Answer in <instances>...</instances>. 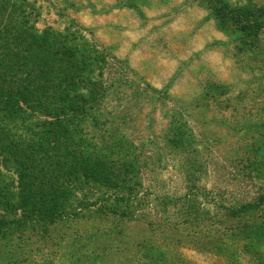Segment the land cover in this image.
Listing matches in <instances>:
<instances>
[{"label": "rangeland", "instance_id": "374dc122", "mask_svg": "<svg viewBox=\"0 0 264 264\" xmlns=\"http://www.w3.org/2000/svg\"><path fill=\"white\" fill-rule=\"evenodd\" d=\"M23 1L73 39L79 93L104 106L80 127L134 142L140 193L21 233L0 203V264H264V0Z\"/></svg>", "mask_w": 264, "mask_h": 264}, {"label": "trees", "instance_id": "16d2710c", "mask_svg": "<svg viewBox=\"0 0 264 264\" xmlns=\"http://www.w3.org/2000/svg\"><path fill=\"white\" fill-rule=\"evenodd\" d=\"M24 2L0 0V162L15 166L12 186L0 184V203L5 212L16 211L8 223L16 224L18 233L27 224L45 226L83 208H102L110 198L125 200L140 193L129 188L138 177L134 142L124 146L113 136L109 142L100 128L90 141L80 127L89 110L104 106L79 93L84 87L76 78L91 74L76 68L83 56L73 39L62 36L54 46L56 35L39 34L30 25ZM93 85L104 97V83ZM123 190L135 194L128 197ZM89 195L94 196L91 201L86 200ZM70 199L74 212H67ZM5 223L0 220V226ZM4 234L0 231V237Z\"/></svg>", "mask_w": 264, "mask_h": 264}]
</instances>
